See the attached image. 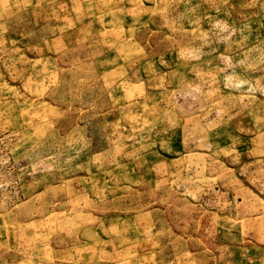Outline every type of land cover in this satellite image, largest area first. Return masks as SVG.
<instances>
[{
	"label": "rangeland",
	"instance_id": "obj_1",
	"mask_svg": "<svg viewBox=\"0 0 264 264\" xmlns=\"http://www.w3.org/2000/svg\"><path fill=\"white\" fill-rule=\"evenodd\" d=\"M0 264H264V0H0Z\"/></svg>",
	"mask_w": 264,
	"mask_h": 264
}]
</instances>
